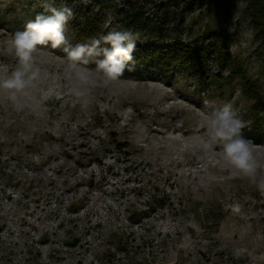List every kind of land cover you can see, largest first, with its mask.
Returning <instances> with one entry per match:
<instances>
[{
	"label": "rangeland",
	"instance_id": "obj_1",
	"mask_svg": "<svg viewBox=\"0 0 264 264\" xmlns=\"http://www.w3.org/2000/svg\"><path fill=\"white\" fill-rule=\"evenodd\" d=\"M65 8L38 78L0 88V264H264V0H0V79L15 33ZM112 32L147 58L105 84ZM94 41L79 80L65 48ZM225 107L252 176L209 147Z\"/></svg>",
	"mask_w": 264,
	"mask_h": 264
},
{
	"label": "clouds",
	"instance_id": "obj_2",
	"mask_svg": "<svg viewBox=\"0 0 264 264\" xmlns=\"http://www.w3.org/2000/svg\"><path fill=\"white\" fill-rule=\"evenodd\" d=\"M52 14L37 15L34 21L26 25L24 31L16 32L14 37L8 42V50L15 54L18 59V68L10 76L0 79V88L21 91L30 80L38 78L39 69L35 65L34 53L38 51V46L51 43L53 49L65 43L63 28L69 16L72 15L70 9H52ZM105 43L110 44V49L103 50L104 59L97 64L96 72L101 73L103 81L107 84L110 81H117L123 75L125 62L132 59L131 53L135 48L134 42L130 40V34L122 32H112L103 37ZM99 41H94L92 46L77 45L67 52L70 66L75 70V75L79 80H88L91 72L79 67V63L87 64L84 57L99 54L96 46ZM2 70V68H0ZM244 124L236 119L228 107L210 115L207 121V131L211 137V148L219 145L222 148L220 153L222 159L238 173L244 176H252L256 171V161L253 155V143L246 140L241 135ZM257 187L264 191V183Z\"/></svg>",
	"mask_w": 264,
	"mask_h": 264
},
{
	"label": "trees",
	"instance_id": "obj_3",
	"mask_svg": "<svg viewBox=\"0 0 264 264\" xmlns=\"http://www.w3.org/2000/svg\"><path fill=\"white\" fill-rule=\"evenodd\" d=\"M88 29H89V28H88ZM88 29H87V30H88ZM87 30H86V31H87ZM89 31H90V29H89ZM81 32H82V33H85V34L87 33V32H84V30H82ZM90 32H91V31H90ZM94 32H96V29L92 30V33H94ZM150 49H151V48H150ZM135 50H136V49H135ZM133 53H134V52H133ZM134 55H136V56L138 57V59L147 58V52H145V53H144V52H141L139 49H137V53H136V54L134 53ZM148 57H149V56H148ZM149 58H150V57H149ZM249 141H251L252 143L255 142V141L252 140V139H249Z\"/></svg>",
	"mask_w": 264,
	"mask_h": 264
}]
</instances>
